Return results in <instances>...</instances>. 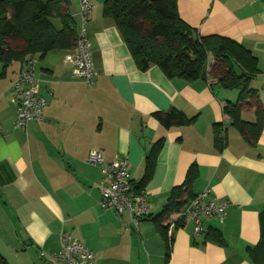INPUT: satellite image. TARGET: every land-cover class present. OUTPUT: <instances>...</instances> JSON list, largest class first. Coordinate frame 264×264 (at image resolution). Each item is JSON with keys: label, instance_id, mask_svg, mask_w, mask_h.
<instances>
[{"label": "crops", "instance_id": "0c3cea01", "mask_svg": "<svg viewBox=\"0 0 264 264\" xmlns=\"http://www.w3.org/2000/svg\"><path fill=\"white\" fill-rule=\"evenodd\" d=\"M89 2L84 29L97 75L93 83L72 78L66 55L74 46L34 55L46 101L41 120L14 128L12 84L23 64L15 60L5 70L0 64V254L9 264H61L52 254L65 233L93 250L94 264H264V125L250 143L222 112L227 101L237 100L236 89L209 77H167L157 65L140 70L113 20L102 15L104 0ZM69 3L79 28L80 0ZM177 10L198 34L225 36L250 50L258 68L250 86L264 110V0H177ZM171 109L193 120L165 127L154 114ZM240 118L254 121V111L241 110ZM214 124L221 149L214 146ZM161 137L143 188L151 217L134 227L127 213L99 207L102 174L87 156L98 148L105 165L126 156L138 183ZM192 163V193L209 188V197L228 206L222 220L207 217L199 234L192 221L172 214L166 259V242L152 217ZM209 229L219 230L225 244L207 238ZM261 242L259 261H253L249 250Z\"/></svg>", "mask_w": 264, "mask_h": 264}, {"label": "trees", "instance_id": "16d2710c", "mask_svg": "<svg viewBox=\"0 0 264 264\" xmlns=\"http://www.w3.org/2000/svg\"><path fill=\"white\" fill-rule=\"evenodd\" d=\"M69 5V0H0L2 69L15 60L24 65L31 56L38 54L42 58L51 50L73 47L79 28ZM102 15L113 20L140 70L157 65L167 77L189 80L209 77L223 88L236 89L237 100L227 101L222 112L232 118L233 125L246 141L253 143L258 139L264 125V110L256 90L250 86L258 73L257 59L250 50L225 36L198 34L180 18L177 0H104ZM209 56L212 57L210 64ZM245 109L254 111V121L240 118V111ZM154 115L165 127L193 120L176 109L158 111ZM214 133V146L221 149L223 138L218 124H214ZM163 142V137L159 138L146 157L144 174L136 183L138 190L143 189L149 179L155 154ZM196 177L197 167L192 163L183 182L171 189L162 210L152 217L166 242V259L172 240L167 232L169 218L195 195L192 184ZM206 233L207 238L225 244L219 230L209 229ZM262 243L249 250L251 260L259 261ZM0 264H9L2 254Z\"/></svg>", "mask_w": 264, "mask_h": 264}, {"label": "built area", "instance_id": "2783aa9c", "mask_svg": "<svg viewBox=\"0 0 264 264\" xmlns=\"http://www.w3.org/2000/svg\"><path fill=\"white\" fill-rule=\"evenodd\" d=\"M93 4L89 0H80V19L74 52L66 55L70 64L72 78L93 83L97 71L91 60V44L85 35L84 23ZM12 103L15 105L16 115L14 128L24 129L28 122L42 119L45 99L39 94V79L33 69L31 56L20 69L12 84ZM87 162L100 167L102 179L99 182L100 197L98 205L101 209H111L117 214L127 213L132 226L149 215V203L143 189L138 190L128 169L126 156L115 157L110 163L104 164L102 151L94 148L89 151ZM210 189L205 188L190 198L178 214L184 220L193 223V233L205 231L204 220L216 216L220 220L224 217L228 206L227 201H216L210 196ZM94 252L81 242L74 241L65 233L60 235V248L52 254V258L61 264H94Z\"/></svg>", "mask_w": 264, "mask_h": 264}, {"label": "rangeland", "instance_id": "374dc122", "mask_svg": "<svg viewBox=\"0 0 264 264\" xmlns=\"http://www.w3.org/2000/svg\"><path fill=\"white\" fill-rule=\"evenodd\" d=\"M58 25V24H57Z\"/></svg>", "mask_w": 264, "mask_h": 264}]
</instances>
